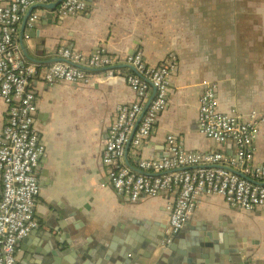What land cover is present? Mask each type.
<instances>
[{
    "label": "crops",
    "instance_id": "obj_1",
    "mask_svg": "<svg viewBox=\"0 0 264 264\" xmlns=\"http://www.w3.org/2000/svg\"><path fill=\"white\" fill-rule=\"evenodd\" d=\"M55 3L31 5L15 33L20 57L38 68L30 87L37 91L35 127L45 146L37 169L40 226L18 241V264H132L130 254H140L136 264H154L143 254L150 255V238L158 241L168 228L177 192L134 201L117 192L103 161L108 136L124 111L138 129L156 95L154 87L143 97L131 87L129 76L141 74L128 58L141 52L147 66L174 68L168 106L152 133L137 150L134 129L125 138L127 167L150 173L141 169V159L169 155L173 135L188 152H223L222 167L263 184L236 165L232 139L220 143L201 132L199 106L213 82L222 87L217 94L226 114L245 120L253 112L258 120L264 115V0H88L84 11L69 16L59 14ZM34 14L39 17L32 20ZM61 48L85 58L72 62L85 73L79 85L46 78L53 63L71 62ZM95 56L110 57V63L91 66ZM7 110L0 98V132ZM260 130L253 164L258 168L264 166V121ZM2 194L0 178V199ZM174 236L178 251L170 250L163 264H177L181 251L186 264H264V206L242 210L211 194ZM204 237L214 242L215 252L186 251L189 242Z\"/></svg>",
    "mask_w": 264,
    "mask_h": 264
},
{
    "label": "built area",
    "instance_id": "obj_2",
    "mask_svg": "<svg viewBox=\"0 0 264 264\" xmlns=\"http://www.w3.org/2000/svg\"><path fill=\"white\" fill-rule=\"evenodd\" d=\"M47 1L60 0H0V98L8 103L7 122L0 132V178L3 183L0 264H18V241L40 226L35 211L40 193L37 169L45 146L35 127L37 91L30 87L31 78L37 74L38 68L20 57L15 33L22 14L31 5ZM87 6L88 0H61L57 12L69 16L84 11ZM38 17L34 14L32 20ZM59 53L71 62L53 63L45 73L47 80L52 84L82 83L85 73L72 62L85 61L83 54L70 48H61ZM88 61L91 66L103 67L110 63V57L95 56ZM128 62L135 65L141 74H131L128 78L131 87L141 97L150 93L153 87L156 89V95L147 109L148 115L135 132L133 148L137 150L152 133L157 116L168 106L169 77L174 64L147 66L141 52L130 55ZM217 88V84L208 87L200 98L201 132L220 143L232 139L237 146V155L233 159L236 165L252 178L264 179V166H253L255 142L264 115L258 120L257 112H253L252 119L245 120L226 114L219 108ZM134 110V118L138 119L140 105L135 104ZM126 112L108 136L103 155L106 170L117 192L129 193L134 201L142 195L155 196L165 190L177 192L170 205L168 237L177 234L189 222L198 205L211 194L225 196L234 207L242 210L264 206V183H254L222 167V162L226 160L223 152H188L173 135L168 138L169 155L141 159V169L153 174L136 172L127 167L122 160L124 143L134 129L135 121L127 122Z\"/></svg>",
    "mask_w": 264,
    "mask_h": 264
},
{
    "label": "water",
    "instance_id": "obj_3",
    "mask_svg": "<svg viewBox=\"0 0 264 264\" xmlns=\"http://www.w3.org/2000/svg\"><path fill=\"white\" fill-rule=\"evenodd\" d=\"M60 2H61V0L58 3H55L54 6L59 5ZM135 72H137L136 68H135ZM213 85H214V83L212 82V84L210 86H213ZM221 88L222 87L220 86L216 90L219 91ZM219 100H220V98H219ZM137 127H138V124H136V126L134 128V131L132 132L133 134L136 132ZM236 173L239 174L240 172H236ZM240 174H242V173H240ZM241 176H243L246 179H248V180H250V181L255 183V180L251 179L250 177L246 176L245 174H242ZM134 232H135V230L131 233V235ZM137 234L138 235H144L141 232H138ZM174 235H170L168 237L167 229H165L163 231V234L160 235L158 241L151 242V238H150V240H149L150 246H148V251H150V255L147 256V255L143 254L144 255L143 257L145 259H153L154 262H155L154 264H163L165 262V260L168 258V255L170 254L171 251H178L177 250L178 247L176 246L177 238ZM101 243L106 244V241H104V242L101 241ZM236 244H237V246L239 248L238 251L244 252L242 250V247H241L242 245H239V243H236ZM134 245H137V243H134ZM185 249H186V251L187 250L194 251L197 256H200L202 251L215 252V250H216L215 246H214V242H212V240L207 238V237H204V238H202L199 241H193L192 243L189 242L187 244V246L185 247ZM183 253L184 252H182V251L179 253V257L177 258V261H176L177 264H186V260L183 258ZM128 257H130V261H131L132 264H136L140 260V254H136L135 256H132L130 254V255H128ZM140 264H147V263L143 262V263H140Z\"/></svg>",
    "mask_w": 264,
    "mask_h": 264
},
{
    "label": "trees",
    "instance_id": "obj_4",
    "mask_svg": "<svg viewBox=\"0 0 264 264\" xmlns=\"http://www.w3.org/2000/svg\"><path fill=\"white\" fill-rule=\"evenodd\" d=\"M6 104H7V109H8V103L6 102Z\"/></svg>",
    "mask_w": 264,
    "mask_h": 264
},
{
    "label": "bare ground",
    "instance_id": "obj_5",
    "mask_svg": "<svg viewBox=\"0 0 264 264\" xmlns=\"http://www.w3.org/2000/svg\"><path fill=\"white\" fill-rule=\"evenodd\" d=\"M104 155V154H103Z\"/></svg>",
    "mask_w": 264,
    "mask_h": 264
}]
</instances>
